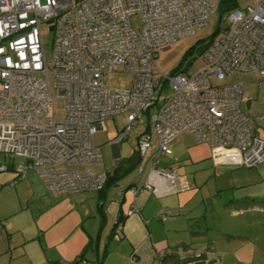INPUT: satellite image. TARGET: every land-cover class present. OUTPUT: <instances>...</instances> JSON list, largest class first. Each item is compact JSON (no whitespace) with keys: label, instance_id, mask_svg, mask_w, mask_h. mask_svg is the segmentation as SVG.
<instances>
[{"label":"built area","instance_id":"obj_1","mask_svg":"<svg viewBox=\"0 0 264 264\" xmlns=\"http://www.w3.org/2000/svg\"><path fill=\"white\" fill-rule=\"evenodd\" d=\"M221 1L0 0V153L23 160L14 168L17 178L34 172L56 198L103 190L107 174L94 172L103 162L93 138L119 114H125V125L112 145L146 118L126 216L139 213L135 199L143 190L162 198L190 189L176 169L162 165L170 155L168 144L181 133L196 144L207 143L212 152L222 150L223 163L262 164L264 112L256 118L244 112L251 100L243 95L242 82L213 86L211 80L256 74L264 99V0L223 14L227 25L201 51L204 67L198 73L165 75L155 64L158 49L207 26ZM132 17L139 20L137 28ZM42 27L53 34L51 66L43 53ZM118 67L131 75V86L105 89V75ZM58 100L63 122L55 120ZM5 171L0 165V173ZM169 216L165 209L157 213L161 222ZM121 229L115 215L113 234ZM201 255L181 253L178 261L198 264ZM163 257L151 254L154 264H167Z\"/></svg>","mask_w":264,"mask_h":264},{"label":"rangeland","instance_id":"obj_2","mask_svg":"<svg viewBox=\"0 0 264 264\" xmlns=\"http://www.w3.org/2000/svg\"><path fill=\"white\" fill-rule=\"evenodd\" d=\"M256 2L257 0H237L238 6L242 8L253 7ZM225 17L226 15L222 16L218 23V13L216 11L210 17L208 25L199 32L181 38L165 48L158 49L155 64L159 71L165 75H170L174 69L180 68L186 75L198 73L204 67L200 57L201 51L210 41L220 37L221 31L227 25ZM138 22L137 17L131 18L134 28L138 27ZM41 38L45 60L48 66H51L53 34L46 27H42ZM256 78V74L233 75L222 81L212 79L211 84L220 86L242 82L243 95L251 100L249 110H246L245 106L243 110L250 117L256 118L264 112V99ZM131 82V75L124 73L122 68L118 67L113 73L105 75L103 86L107 90H123L128 89ZM54 110L56 113L55 120L63 122L62 101L55 102ZM124 119L125 114L114 116L104 122L102 131L94 136L96 145L104 143V146L101 147L103 165L101 168H93L95 172H100V170L110 172L115 165L117 159L112 157L109 145L105 142L109 141L114 134L124 127ZM145 123L146 118L144 117L141 125L134 123L131 126L129 136L121 142L120 159L130 160L135 154L138 149L137 136L143 131ZM184 134L189 136L185 137L187 142H194L191 135ZM193 144L195 146V143ZM152 148L154 149V146ZM169 148L172 149L171 144H169ZM218 151L223 157V151ZM22 162L23 160L20 158H13L0 153L1 164H20ZM229 165L236 167L217 166L213 170L210 168L207 172L198 168H195V170L187 168L180 173L187 176L190 186V190L184 193L186 199L181 200L179 208L162 205L160 209L169 211L168 221H172L177 218L176 216H179L186 223L188 217V222L192 227L184 231L183 226H178L176 234L169 232L168 234H171V237L174 236L175 241L171 246H175L177 243H185L193 251L211 249L213 252L210 253L211 259L214 256L218 258L221 255V264H264V162L253 168L240 167V165L234 163ZM136 172L137 166L120 178L118 186L109 187L108 200L114 199L111 203H108L110 206L114 207L115 203L120 200L119 188L125 189L128 184H131ZM147 173L148 170L146 169L142 174L143 179L146 178ZM193 178L196 183L193 182ZM37 179L38 181H34L39 183L38 186L41 189L35 185L16 189L11 184H8V188H5V191H8L4 193V200L8 204L13 202V207L21 200L22 209L18 210L6 222L0 223V264H29L26 255H31L29 247L34 242L42 246V251L37 253L39 256L50 259L48 264H55V259H61L63 264H82V258L89 259L90 254L94 253L97 248L100 257L104 255L105 264H124L117 251V246L123 242L121 246L129 249L128 239H108L106 232L102 234L99 242H97L98 239L95 235L89 237L86 231L80 227V224L82 221L85 226L91 219L80 218V222H78L76 214L73 212L75 210L62 204L58 207L52 206L58 201L57 198L47 192L42 180L38 177ZM34 193L38 198L37 200H33ZM37 193H39V196ZM130 196L133 200L131 191L128 190V200ZM1 197L2 194H0ZM172 201L170 199V202ZM128 204L131 205L132 202L129 201ZM130 205H128V208H130ZM147 210L157 219L159 210H155V206L150 207V209L147 208ZM140 221L144 229L143 234H141V246L144 244L147 246L150 243L154 248L155 239L167 240L165 233H163V236H158L154 231H149L148 221L145 222L142 219ZM152 222L154 220L150 221V223ZM112 223L113 220L111 219L108 228H111ZM157 223L160 229L167 224V222L162 223L161 221ZM131 234L134 241H138V238H136V235H140L138 230L133 229ZM168 241H170L169 238ZM26 247L27 249H25ZM24 250H28L29 254L26 252L25 255ZM145 250L152 252V249L147 250L146 248ZM132 257L135 260V262L130 260L133 264L141 263V258H138L136 254ZM58 264H61V262H58Z\"/></svg>","mask_w":264,"mask_h":264},{"label":"crops","instance_id":"obj_3","mask_svg":"<svg viewBox=\"0 0 264 264\" xmlns=\"http://www.w3.org/2000/svg\"><path fill=\"white\" fill-rule=\"evenodd\" d=\"M102 126H103V124H102ZM102 126L98 132L102 131V129H103ZM144 129H145V127H144ZM144 129L141 132V134H138L137 139H138V137H140L144 133ZM184 133H187V132H184ZM184 133L179 134L172 141H170L169 144L172 145V149L169 148L170 155L165 157L164 160H162V165L170 167V168L174 167V169H176L177 174L183 180L187 181L188 178L186 175H181L180 173L185 171L187 168L193 169V170H195V168H198L201 171L206 170V172H207L210 168L213 170L214 168H217V166H226V167H231V168L236 167V166L221 162V158H222L221 153L218 150L215 152H212L210 150L211 148L208 146L207 143L196 144L195 142H193V143H195V146H194L193 143L187 142V139L185 140V137L186 136L189 137V136L184 134ZM116 135H117V133L114 134L109 141L105 142L106 144L108 143V145H109L108 147L111 150L112 157L114 159H117L115 161V165L111 168L110 172L108 170L107 171L100 170V172L105 171L106 174L108 173L109 176H111L114 168H116L118 166H121V167L123 166V168L124 167L126 168V166L129 164L128 159H120L121 142L124 141L126 138L123 139L118 145H112L111 144V142L116 137ZM93 141H94V138H93ZM169 144H168V147H169ZM96 146H98L101 150V147L104 146V143L97 144ZM135 154H137L136 151H135ZM210 159H212V160H210ZM0 165H4V164L0 163ZM16 165L17 164H13V163L5 164V166L7 167V171L3 172L2 175H0V183H1L0 184V194H2V197L0 198V223L6 222V220H8L10 217H12L18 210L22 209L21 208L22 207V201L21 200H19L15 204L14 207L12 206L13 202L8 204L4 200V196H5L4 193L8 191V190L5 191V188H8V184H11L12 182H14L13 186L16 189H19V188L22 189L23 187L28 186V185H30V186L35 185L37 188L41 189L38 186L39 183H36L34 181V180L38 181V179H37L36 174L32 171H29L27 173L25 179H23V180L18 179L17 174L14 171V168ZM101 167H99V168H101ZM144 172H145V170H144ZM125 175H127V174H125ZM119 180L117 182H115L112 186H118ZM27 182H29V184H27ZM193 182L196 183L194 178H193ZM129 185L130 184H128L125 189L121 188L122 194L120 195V200L117 201V203H115L114 207H112V206H110V204H108L114 200V199L108 200V197H109L108 191L110 189L109 187L105 190V192H83V193H79V194L62 195L60 197H57L58 201L56 203H54L52 206L55 205V207H58V206H60V204H62L63 206H66L67 208L75 210L73 212H75L78 222H80V218H87V219L90 218L91 221L89 223L87 222V224H85V226H84V224H82V221H81L80 227L86 231V234L89 237L91 235H95V237H97V239H98L97 242L100 241V238L104 232L107 233L106 237L109 239L110 233H111V231H113L112 226H111V228H108L109 222L111 219L112 220L114 219L115 215L122 218V223H121L122 229L118 233V236L113 235L112 238L115 239L114 236L119 237L118 240H123L124 238H126V239H128V242L130 243L129 249L123 248V246H121V245H123V242H122V244L117 246V251H118V253L122 259V262L124 264H133L130 261V259H131L132 255L136 254V251L138 252V255H137L138 258L140 257L142 260L140 264H154V260L151 258V254L154 251H157V252H165L166 251L167 252V251L171 250L176 255L180 254L182 252L193 251V250H190L189 245H187L185 243H180V244L177 243V245L171 246L175 242L174 236L171 237V234L170 235L168 234L169 232L176 234L177 230L179 228L178 226H181V227L183 226L184 231L187 229H190L192 226L188 222V220H189L188 217L186 218V223L182 219H180L179 216H176L177 218H174L175 220L174 219L172 221L169 220L171 222H169L167 219L165 221V222H167V224L162 226V229H160V226H158L159 224L157 223L160 220L158 218L156 219V217L154 218L153 217L154 215L152 216L151 213L150 212L148 213V210H147V208L150 209V207H152V206H155V210L156 209L159 210L162 205L173 207V208H179V206L181 204V200L186 199L184 193L187 191L182 192L183 194L178 193V194H175L172 196L156 198L150 192L143 190L136 195V199H135V206L139 209V213H133V214L125 217V215H126L125 213H127L128 209H129L128 205H130V204H128V202L129 201H130V203L132 202L131 196H130L129 200L127 199V192H128ZM37 195L39 196V193H37ZM37 199L38 198H36V194L34 193L33 200H37ZM170 199H172L173 201L170 202ZM140 218L145 222L146 221L149 222V225H150L149 231H154V233L158 236H163V233H165L164 235L167 237V240H162L161 238L155 239L154 240V242H155L154 248H153V245H151L150 243H148L147 246L145 244L141 246L140 245L141 234H143L144 229H143L142 224L140 223L141 222ZM152 220H154V222L150 223V221H152ZM162 223H164V222H162ZM3 226H5V225H3ZM185 227H186V229H185ZM150 228H152L153 230H151ZM133 229L138 230V232L140 233V235H138V236L136 235V238H138V241H134V239L131 237L132 236L131 231L133 232ZM168 238L170 241H168ZM29 245L31 246V244H29ZM105 248H107V247H105ZM146 248H147V250L152 249V252H147L145 250ZM25 249H27V247ZM38 251H42V246H40V244H36L35 242H34V244L32 243L31 247H29V253L31 255H26V252H27V254H29L28 250L27 251L24 250L29 264H48L50 262V259H48V258L46 259L45 256H39L37 253ZM104 252H106V251H104ZM196 252H198V251H196ZM84 253H85V251H84ZM84 253H83V255H84ZM220 256L221 255H219L218 258H213V259H211V256H207L208 260L207 259H206V261L199 260V262H197V263L198 264H221ZM128 257H129V260H128ZM82 260H87L88 262H90L92 264H93V262H99V264H105L104 255H102V257H100L98 248L94 251V253L90 254L89 259L82 258ZM54 262H56L55 264H58V262L59 263L61 262V264H63L62 263L63 261H61V259H55Z\"/></svg>","mask_w":264,"mask_h":264},{"label":"trees","instance_id":"obj_4","mask_svg":"<svg viewBox=\"0 0 264 264\" xmlns=\"http://www.w3.org/2000/svg\"><path fill=\"white\" fill-rule=\"evenodd\" d=\"M237 6H238L237 0H222L219 3L217 10H216L218 13V23H219V21H220V19L224 13L236 8ZM187 54H189V53L187 52ZM173 72H182V71L180 68H176V69H174ZM136 153H137V151H136ZM128 162H129V164L126 166V168L125 167L123 168V166L122 167L118 166V167L114 168L111 176H109L107 173V179H106L105 186H104L103 190H101L99 192H105V190L108 187L112 186L115 182H117L120 178H122L125 174H127L131 169H133L138 163L137 154H134L130 160L128 159ZM172 168H174V167H172ZM125 217H126V215H125ZM118 221H120L122 223V218H120L119 216H118ZM113 235H114L113 231H111L109 239H111L113 237ZM194 252H196V251H191V252L189 251V252H182V253L192 254ZM198 252L202 253L199 260L206 261L207 256L211 255L210 253L212 252V250L207 249L205 251H198ZM159 253L164 256L163 257L164 262H166L167 264H180L181 263L178 261L179 254L176 255L171 250L167 251V252L165 251V252H159ZM214 253H216V252H214ZM214 258H217V257L214 256ZM93 264H99V262H93Z\"/></svg>","mask_w":264,"mask_h":264}]
</instances>
